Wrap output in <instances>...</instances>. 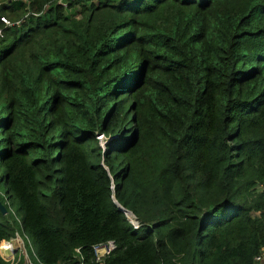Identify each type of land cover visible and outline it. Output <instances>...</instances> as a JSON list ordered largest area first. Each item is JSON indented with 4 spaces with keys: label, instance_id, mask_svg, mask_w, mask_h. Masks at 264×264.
I'll list each match as a JSON object with an SVG mask.
<instances>
[{
    "label": "trees",
    "instance_id": "1",
    "mask_svg": "<svg viewBox=\"0 0 264 264\" xmlns=\"http://www.w3.org/2000/svg\"><path fill=\"white\" fill-rule=\"evenodd\" d=\"M32 1L0 22V243L24 235L32 264L106 241L102 264H253L264 0Z\"/></svg>",
    "mask_w": 264,
    "mask_h": 264
},
{
    "label": "built area",
    "instance_id": "2",
    "mask_svg": "<svg viewBox=\"0 0 264 264\" xmlns=\"http://www.w3.org/2000/svg\"><path fill=\"white\" fill-rule=\"evenodd\" d=\"M96 139L101 145L103 144L101 135L97 136ZM262 191L264 192V185L262 186ZM130 223L136 228L134 222ZM22 239L26 243V237L16 232L7 241L0 243V258L6 264H16L18 261H21L22 264H32L26 252L25 244L22 243ZM113 248L114 245L111 241L93 245L91 247L93 264H102L103 259L111 253ZM74 253L78 261H81L78 249H74ZM253 264H264V252H260L253 258Z\"/></svg>",
    "mask_w": 264,
    "mask_h": 264
},
{
    "label": "rangeland",
    "instance_id": "3",
    "mask_svg": "<svg viewBox=\"0 0 264 264\" xmlns=\"http://www.w3.org/2000/svg\"><path fill=\"white\" fill-rule=\"evenodd\" d=\"M10 1H20L21 5H22V9L20 12L16 13V16H12L10 17V20L6 18V16H4V21H2V18H0V22L4 25V26H11L12 24H18L21 19H24L30 12V7H34L35 6V2L32 0H0V4H7ZM31 1V4H30ZM20 17V20L18 22H14L17 21V19ZM99 147H102V145L98 142ZM131 222H133V220H131ZM22 243L26 245L24 239H22ZM27 252V250H26ZM17 257V255H16ZM23 261V260H22Z\"/></svg>",
    "mask_w": 264,
    "mask_h": 264
},
{
    "label": "water",
    "instance_id": "4",
    "mask_svg": "<svg viewBox=\"0 0 264 264\" xmlns=\"http://www.w3.org/2000/svg\"><path fill=\"white\" fill-rule=\"evenodd\" d=\"M118 209H119L120 211H122V209H121L120 207H118ZM122 212H123V211H122ZM0 213H1L2 215H4V213H5V209H4V207H3L1 204H0ZM127 215H129L130 218H128ZM124 217H125L129 222H131V220H130V219L132 218L131 214L125 212V213H124Z\"/></svg>",
    "mask_w": 264,
    "mask_h": 264
}]
</instances>
